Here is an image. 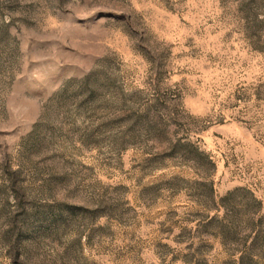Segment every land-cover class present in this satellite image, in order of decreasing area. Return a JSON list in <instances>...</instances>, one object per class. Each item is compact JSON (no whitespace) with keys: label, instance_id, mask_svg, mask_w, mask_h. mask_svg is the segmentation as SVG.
<instances>
[{"label":"rangeland","instance_id":"rangeland-1","mask_svg":"<svg viewBox=\"0 0 264 264\" xmlns=\"http://www.w3.org/2000/svg\"><path fill=\"white\" fill-rule=\"evenodd\" d=\"M0 264H264V0H0Z\"/></svg>","mask_w":264,"mask_h":264},{"label":"trees","instance_id":"trees-1","mask_svg":"<svg viewBox=\"0 0 264 264\" xmlns=\"http://www.w3.org/2000/svg\"><path fill=\"white\" fill-rule=\"evenodd\" d=\"M240 260H242V257L240 258Z\"/></svg>","mask_w":264,"mask_h":264}]
</instances>
